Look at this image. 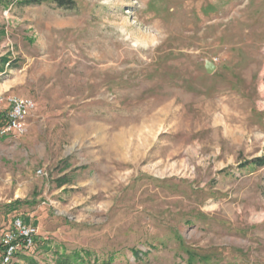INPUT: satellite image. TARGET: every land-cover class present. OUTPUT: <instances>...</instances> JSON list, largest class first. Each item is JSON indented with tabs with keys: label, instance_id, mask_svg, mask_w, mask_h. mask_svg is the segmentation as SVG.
<instances>
[{
	"label": "rangeland",
	"instance_id": "1",
	"mask_svg": "<svg viewBox=\"0 0 264 264\" xmlns=\"http://www.w3.org/2000/svg\"><path fill=\"white\" fill-rule=\"evenodd\" d=\"M73 1L0 6L11 264H264V0Z\"/></svg>",
	"mask_w": 264,
	"mask_h": 264
},
{
	"label": "built area",
	"instance_id": "2",
	"mask_svg": "<svg viewBox=\"0 0 264 264\" xmlns=\"http://www.w3.org/2000/svg\"><path fill=\"white\" fill-rule=\"evenodd\" d=\"M33 100L21 97L9 98V110L0 126V138H19L27 131V118L34 112ZM38 228L15 217L0 236V264H11L22 254L27 255L35 246Z\"/></svg>",
	"mask_w": 264,
	"mask_h": 264
},
{
	"label": "trees",
	"instance_id": "3",
	"mask_svg": "<svg viewBox=\"0 0 264 264\" xmlns=\"http://www.w3.org/2000/svg\"><path fill=\"white\" fill-rule=\"evenodd\" d=\"M59 8L73 9V0H52ZM47 2V0H0V6H8L9 4H24V5H40ZM3 120V119H2ZM0 121V126H2L4 121ZM254 167H264V159H256L251 163ZM21 202L16 201L12 204H8V212L14 210ZM65 263V262H64Z\"/></svg>",
	"mask_w": 264,
	"mask_h": 264
},
{
	"label": "water",
	"instance_id": "4",
	"mask_svg": "<svg viewBox=\"0 0 264 264\" xmlns=\"http://www.w3.org/2000/svg\"><path fill=\"white\" fill-rule=\"evenodd\" d=\"M203 68L207 75H211L216 69L215 65L210 61H205Z\"/></svg>",
	"mask_w": 264,
	"mask_h": 264
}]
</instances>
